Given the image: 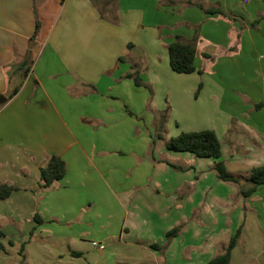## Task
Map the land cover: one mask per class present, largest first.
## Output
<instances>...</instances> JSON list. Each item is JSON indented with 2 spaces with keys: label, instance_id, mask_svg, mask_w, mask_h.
I'll return each instance as SVG.
<instances>
[{
  "label": "crops",
  "instance_id": "1",
  "mask_svg": "<svg viewBox=\"0 0 264 264\" xmlns=\"http://www.w3.org/2000/svg\"><path fill=\"white\" fill-rule=\"evenodd\" d=\"M118 4L125 24L128 22L134 29L132 33H125V24L115 27L100 20L92 0H0V97L7 99L0 104V185L15 188L9 198L0 199V223L10 219V224H17L20 218L26 217L34 230L35 223L38 224L36 214L42 221L62 215L72 224L80 216L98 213L114 217L119 226L97 231L94 238L133 239L132 242L142 243L153 251V245H166L167 234L186 223L191 213L201 207V218L206 224L208 204L213 200L225 203L228 195L236 191L212 172L214 159L179 153L171 154L170 158L177 159L176 162H168L163 155H156L153 165L143 161L132 170L131 163L121 159L124 155L115 154L123 152L119 146L94 143L92 136L99 134H91L88 122H108L120 115L109 96L113 95L118 81L123 82L118 95L125 94V87L133 86V99L145 101L146 96L140 92L147 88L137 87L133 80L126 79L127 75L142 72L143 81L151 87L158 85L159 73L163 71L173 78L168 46L177 37L186 42L193 40L195 30L190 26L208 16L197 7L177 14L178 8L164 6L163 0H118ZM35 7L42 23L37 35ZM99 31L111 40L122 41V54H116L115 50L84 51L51 45L54 37L59 41H80L83 33L88 40L97 39ZM134 36L136 43L131 42ZM200 37L195 65L204 74L183 75H190V80L199 86L203 84L201 99L194 109L199 119L210 121L214 114L215 121L205 126L193 124L190 131L215 130L228 170L235 168V178L243 180L246 175L247 181L249 169L264 165V108L254 111L257 104L228 98L220 82L226 79L227 67L218 63L210 65V60L204 57V53L209 54L204 45L208 39L203 34ZM242 41L240 53L247 50L251 56L246 65L236 66L254 69L259 76V62L252 56L257 52L264 57V26L258 31L248 29ZM130 45H133L131 49L136 45L137 54L135 51L131 54ZM104 56H109L112 64L99 65L98 60L103 63ZM36 57L38 61L33 64ZM121 58L124 61L120 62ZM28 61L32 65L25 76L22 67ZM116 63L117 76L109 74ZM212 71L218 72L219 81L215 75L217 90L211 91L205 104L202 98L210 90L206 78ZM190 80L184 82L187 87ZM179 88L185 86L180 87V82H176L178 92ZM15 89L18 93L11 97ZM215 97L217 103L212 100ZM52 156L66 162L67 174L62 181L42 189L41 167ZM258 196L264 199V187L252 198ZM221 220L219 233L211 236L206 234L205 224L201 227L188 224L185 247L189 246L190 238L197 248L209 237L215 241L226 228L225 218ZM179 240L180 237L173 238L165 251L168 262L176 259L172 251L180 246ZM209 248L202 253L197 251L191 258L197 255L200 264H208L215 258L213 254L208 256L214 250V243ZM253 264H264V256L257 257Z\"/></svg>",
  "mask_w": 264,
  "mask_h": 264
},
{
  "label": "rangeland",
  "instance_id": "2",
  "mask_svg": "<svg viewBox=\"0 0 264 264\" xmlns=\"http://www.w3.org/2000/svg\"><path fill=\"white\" fill-rule=\"evenodd\" d=\"M190 2L198 5L197 8L200 10V5H204L206 8L214 5L221 6L226 13V17L206 14L208 16L205 20L197 22V24H194L195 26L190 27L194 30L196 28L199 34H203L208 39V42H211V44L208 42L204 44L205 50L213 56V61H209L210 65L215 64L214 66H216V63L219 66L226 65V81L220 82L224 84L228 98L234 100L242 99V101H247L251 104L263 103L264 57L257 52L252 56V58L256 56V61L259 62L261 71L259 76L253 71L254 69L246 66L241 68L236 66V64L246 65L245 62L251 56L247 50L240 53L243 34L248 29L258 31L261 26H264V0H181L170 6H176L178 9L175 12L181 15L184 10L193 8L190 6ZM168 3V0H165L164 6ZM116 5L118 8L115 9L111 6L104 9L96 8V10L99 13L100 20L115 27H122L125 24V19L121 15L120 4L116 3ZM114 14L117 16L116 21L111 22L110 20H112ZM109 16L110 18H108ZM39 22L41 23L40 20ZM256 22L257 24L254 25ZM41 28L42 23L40 24ZM100 28L101 26L98 27V29ZM133 31V27L126 22L125 33H132ZM101 32L99 31L100 36L93 40L86 39L87 35L85 33H83L80 41L78 39L77 41L75 39L70 41L62 39L59 41L57 37H54L51 45L65 49L76 47L84 51L87 49L115 50L116 54H122L124 51L122 41L111 40L106 35L102 36ZM57 33H59V30ZM132 38L131 42L136 43L135 36ZM32 41L34 42V40ZM136 48V45L133 49L130 48L131 54L134 51L137 54ZM131 54L129 57H133ZM37 58H35L33 64L37 63ZM102 59L103 63L98 60L99 65L112 64L109 56H104ZM116 68L117 63L109 74L117 76L119 70H116ZM132 73H139L141 78H143L144 73L142 72L133 71ZM171 73L174 75L173 78L166 71L159 73L160 81H157V86L154 84L155 87L141 90L140 93H144L146 96L145 101L143 99L140 101L133 99L131 92L134 90L133 86H130L132 87L131 89L125 87V94L118 95L119 86L123 83L118 81L113 95L109 96H111L110 99L112 103L114 102L113 105L120 115L108 122L101 120L88 122L91 127L89 128L91 134L95 132L99 134L92 136L94 143L119 146L117 148L123 152H116L115 154L124 155L121 159L129 161L132 170L137 169L143 161L153 165L156 155H163L162 158H167L168 162H176L177 159L170 157H173L171 154H179V152L167 149V144L171 138L183 132H191L193 124L205 126L208 122L215 121L214 114L210 116V121H208V119H199V114L194 110L198 105L197 100L201 99L203 88L199 91V85L195 84L192 79L190 80V75ZM210 75L208 78L210 81L206 78L210 90L207 89L202 98L205 104L210 99L209 94L211 91L217 90L214 83L218 84L219 81L218 72L214 73L212 71ZM215 75L218 81L213 80ZM150 78L155 77L150 75ZM187 79L190 80L188 87L184 84ZM176 82H180V87L185 86V88H179L178 92ZM194 87L196 88L193 90L192 88ZM101 90L103 89L101 88ZM198 91L200 93L197 95ZM105 94L108 95L107 92ZM213 99L216 103L218 102L217 97ZM254 111L259 110L254 109ZM122 126H124V129ZM106 129L109 130L107 131ZM163 151L166 152L163 154ZM169 165L171 166L170 163ZM212 172L216 174L213 169ZM229 173L234 175L233 178H235V168H229ZM244 178H242L243 180L236 178L238 180L236 183L228 182L226 186L231 187L233 192H236L228 195L227 202L222 203L221 201L213 200L208 204L209 213L206 217V224L201 218L203 207L193 211L186 223L180 224L183 228H181L179 235L176 236L180 237V246L174 247L172 253L176 255V259L171 258L170 262L167 261L165 251L162 252V249L153 248V252L143 246L142 243L132 242L133 239H120L117 236L107 240L94 238L93 236L97 234V231H103L110 226L116 229L119 226V224H116L114 217L94 213L83 218L80 216L72 224L66 221V217L58 215L53 220H44L41 225L35 223L34 230V227L27 222L26 217L20 218L17 224H10V219L4 220L0 223V232L3 233V236L0 237V243L5 247L4 250H0V264H200L201 260L197 255L194 259L193 257L191 258L192 254L197 251L202 253L204 249L207 251V249H210L209 246L214 243V250L208 253V256H211V254H213V257L222 255L230 243V238L236 234L240 227H243V232L237 247L233 251L231 264H253L257 257L264 256V199L260 196L252 198L254 195L247 199L242 196L241 191L251 187V182L249 180L246 181V175H244ZM224 218L226 220V228L224 227L221 230V236L215 237V241L206 235L209 237L208 240H205L197 248L193 247L195 244L190 238L188 239L189 246L185 247L184 235L188 224H196L200 227L201 224H205L204 227L208 228L206 234L211 236V233L216 235L219 233V225L222 221L221 219ZM110 232L113 231L110 230ZM115 234L119 236V232ZM80 235L85 238L79 239ZM201 236L202 234H199V237ZM12 241L13 243H11ZM94 242L99 246H103L104 250L94 247ZM24 244L25 250L22 254ZM158 246L162 247L163 245L158 244ZM76 253H80V255L76 256Z\"/></svg>",
  "mask_w": 264,
  "mask_h": 264
},
{
  "label": "trees",
  "instance_id": "3",
  "mask_svg": "<svg viewBox=\"0 0 264 264\" xmlns=\"http://www.w3.org/2000/svg\"><path fill=\"white\" fill-rule=\"evenodd\" d=\"M94 5L97 6L99 9L109 8L113 6V9L118 8L116 3L118 0H92ZM165 1V0H163ZM168 5H175V1L168 0ZM190 6L198 7V5L190 2ZM201 10L205 14L211 15H219L222 17H226V13L223 11L221 6H211L206 8L204 5L199 6ZM35 15H36V35L40 30V22L38 16L37 7L34 8ZM111 11V10H110ZM111 16V14H110ZM110 16L108 18H110ZM105 17V16H104ZM117 16L114 14V17L111 22H115ZM257 24L254 23V25ZM200 34L199 31L195 28V35L193 40L190 42L184 41L181 37H177L176 40L168 46L169 52V59H170V67L171 69L178 74H194L198 72L200 75H203L204 72L197 69L195 65L196 57H197V47L200 41ZM133 45H130L132 48ZM204 57L210 61H213V56L204 53ZM124 61L123 58L120 59V62ZM32 62L28 61L27 64L22 67L24 70V75L28 76L31 70ZM127 78L133 80L137 87H144L150 89L151 86L146 84L143 79L141 78L139 73H129ZM203 84L201 83L199 86V91L202 90ZM197 92V95L200 92ZM153 92V91H152ZM18 93V89H15L13 93L10 95L13 97ZM264 108V102L255 105L256 110H261ZM167 149L179 152V153H190L197 158L203 159H214L215 164L213 167V171L216 173L217 178L220 181L229 182V183H236L238 180L233 178L229 173L227 163L222 159V143L221 140L216 133L215 130H202V131H194V132H183L180 135L171 138L170 142L167 144ZM171 166L175 169L176 167L171 164ZM67 174V166L66 162L57 156L50 157L44 165L41 167V188L48 189L53 186L56 182L62 181ZM249 182H251V187L246 190H242L241 194L244 198H250L253 196L260 187H264V165L254 167L250 170V177ZM15 191V188L9 187L7 185H0V199L6 200L9 198L12 193ZM35 220L38 224H42L43 221L40 215H35ZM180 227H176L171 230L167 234V243L166 245L159 247L158 245H154L153 248L155 249H162V252L166 251L176 236L179 235L181 232ZM243 232V227H240L236 234L231 238L230 243L225 250V252L212 259L208 264H231L233 258V251L238 245L239 238L241 237ZM33 234V232H32ZM3 236V233L0 232V237ZM13 243V241L11 242ZM5 247L3 244L0 243V250H4ZM25 250V244L22 247V254Z\"/></svg>",
  "mask_w": 264,
  "mask_h": 264
},
{
  "label": "built area",
  "instance_id": "4",
  "mask_svg": "<svg viewBox=\"0 0 264 264\" xmlns=\"http://www.w3.org/2000/svg\"><path fill=\"white\" fill-rule=\"evenodd\" d=\"M93 246H94V247H98V248H99L100 250H102V251L104 250V247H103V246H99V245H98L97 243H95V242L93 243Z\"/></svg>",
  "mask_w": 264,
  "mask_h": 264
},
{
  "label": "water",
  "instance_id": "5",
  "mask_svg": "<svg viewBox=\"0 0 264 264\" xmlns=\"http://www.w3.org/2000/svg\"><path fill=\"white\" fill-rule=\"evenodd\" d=\"M7 101L6 97H1L0 98V104H4Z\"/></svg>",
  "mask_w": 264,
  "mask_h": 264
}]
</instances>
